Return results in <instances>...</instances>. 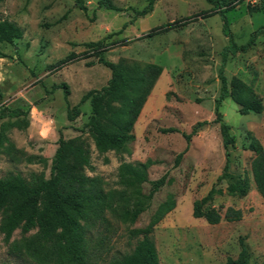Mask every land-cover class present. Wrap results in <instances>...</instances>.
Here are the masks:
<instances>
[{
    "label": "rangeland",
    "instance_id": "obj_1",
    "mask_svg": "<svg viewBox=\"0 0 264 264\" xmlns=\"http://www.w3.org/2000/svg\"><path fill=\"white\" fill-rule=\"evenodd\" d=\"M83 1L86 11L76 7L74 0H3L0 4V22L13 23L23 34L14 45L0 43V113L16 108L29 111L25 129L3 128L22 120L7 111L0 119V130L17 150L0 154V178L10 172L50 177L67 111L63 89L53 88L65 84L70 104L75 105L88 91L106 86L111 73L98 63L101 52L113 63L123 59L157 64L162 73L122 152L100 154L90 136L75 129L63 135L69 139L81 134L86 139L90 166L85 174L99 177L106 190L125 188L120 178L123 164H147L149 182L164 175L168 180L135 222L109 217V231L94 233L91 263L109 264L112 258L130 253L136 239L129 237V230L145 227L159 204L172 197L174 209L152 232L159 264H225L228 258H238L242 246L248 252L247 264H264V202L253 181L254 154L249 150L253 139L264 146V13L259 11L264 3L229 0L234 8L218 14L206 0H155L151 13L133 20L131 9L141 10L147 0H111L122 11L101 8L99 0ZM224 22L235 47L246 45L256 34L246 52L228 54L224 74L228 83L233 77L240 79L262 104L261 113L242 115L230 98L222 102L219 112L235 136L228 156L219 125L212 123L221 87L222 50L230 44L223 33ZM171 23L178 24L163 29ZM98 41L104 48L85 45ZM70 54L75 55L73 60L54 67ZM82 108L84 115L73 128H82L87 120L89 103ZM203 121L209 124L197 128L175 165L186 147L181 132L189 134ZM168 128L178 132H162ZM149 182L137 187L142 195L148 194ZM210 191L203 210L219 212L217 225L192 216L194 202ZM34 233L22 235L16 230L8 242L0 234V263L37 264L12 248L14 242Z\"/></svg>",
    "mask_w": 264,
    "mask_h": 264
},
{
    "label": "trees",
    "instance_id": "obj_2",
    "mask_svg": "<svg viewBox=\"0 0 264 264\" xmlns=\"http://www.w3.org/2000/svg\"><path fill=\"white\" fill-rule=\"evenodd\" d=\"M2 1L0 0V4ZM206 1L218 14L234 8L229 0ZM260 1L264 3V0ZM74 2L80 10H87L83 0H74ZM154 3L155 0H147V4L141 10L131 9L134 13L132 19L143 18L151 13ZM98 5L107 10L122 11L111 0H99ZM259 11L264 13V8H259ZM176 24L178 23L168 24L163 29H171ZM223 33L225 36L229 34L226 22L223 23ZM22 35L21 29L13 23L0 22L1 44L14 45L22 38ZM230 36H227L229 46L222 50V63L218 72L221 87L215 101V119L212 121L219 125L226 156H228V149L235 147V136L231 134L230 126L219 112L222 102L230 98L239 106V113L242 115L250 112L259 114L262 111L261 101L250 87L236 77L231 78L228 83L224 74L228 54L231 51L233 54L246 52L253 45L256 34L254 33L247 44L241 47H235ZM85 45L89 48H104L103 41L90 42ZM101 53L98 63L108 68L111 73L106 86L87 92L73 107L69 106V90L65 84L53 89H63L64 98L68 104L67 118L69 121L76 119L80 115L79 107L89 101L91 114L79 132L90 136L98 153H119L133 138L134 124L159 79L162 68L153 63L139 64L123 59L113 63L106 60ZM74 58L75 55L70 54L54 67L60 68ZM5 111L10 117L22 118V120L3 124L1 125L3 128L17 126L25 129L28 126L26 122L28 110L16 108ZM5 111H1L0 119L4 118ZM207 124H209L207 121L198 123L189 134L181 132L186 141V147L176 157L175 165L179 164L188 150L197 128ZM162 132L172 133L178 130L168 128ZM81 134L67 140L59 137L48 179L45 178L44 173L34 172H31L28 177L10 172L0 178V234L3 235L4 241L8 242L16 230H19L22 235L35 231L30 237L14 242L12 248L34 259L37 264H92L91 259L96 248H92L90 244L93 242L94 233L102 234L104 231H109L111 224L109 217L135 222L138 216L147 209L153 196L168 182L166 175L149 182L145 171L147 164H123L120 178L125 188L123 190L104 189L99 177L85 174V169L90 166V145ZM249 150L254 154L251 162L253 181L264 202V146L253 139ZM16 151L5 132L0 130V154L10 155ZM146 182H149L151 187L148 194L142 195L137 187ZM230 189L232 193L236 191L234 186ZM238 191L242 192V190ZM211 194L212 191L194 202L192 216L195 219H204L209 225H217L221 220L219 212L215 208L203 210ZM130 203H133L132 206ZM174 207V199L168 197L159 204L145 227L129 230V237L136 239L133 250L120 257L112 258L109 264H159L152 232ZM102 228L103 231L100 230ZM98 245L101 246L102 242L98 241ZM247 263L248 252L242 246L238 258L236 260L228 258L225 264Z\"/></svg>",
    "mask_w": 264,
    "mask_h": 264
},
{
    "label": "crops",
    "instance_id": "obj_3",
    "mask_svg": "<svg viewBox=\"0 0 264 264\" xmlns=\"http://www.w3.org/2000/svg\"><path fill=\"white\" fill-rule=\"evenodd\" d=\"M53 87H54V86H53ZM53 87H52V88H53ZM88 92H89V91H88ZM85 94H86V93H85ZM85 94H84V95H85ZM68 96H69V95H68ZM82 96H83V95H82ZM82 96H81V98H82ZM81 98H80V100H81ZM80 100L78 101V103L80 102ZM86 102L89 103V101H86ZM68 103H69V106H70V107L76 106V105L78 104V103H77V104L74 103L75 105H71V104H70L71 102H70L69 99H68ZM83 104H84V103H83ZM83 104L79 107V110H80V115H79V116L84 115L83 112L81 111V109L84 110V109L82 108ZM146 104H147V101H146V103H145L144 105H146ZM89 105H90V103H89ZM66 106H67V109H68V104H67V102H66ZM143 108H144V106H143ZM143 108H142V110H141V112H140V114H139V117H138L137 121L140 119V116H142V112H143V110H144ZM39 112L41 113V117H45V116L43 115V111H39ZM90 114H91V107H90V113L87 114V120H86L85 124L87 123V121H88V119H89V117H90ZM85 115H86V114H85ZM79 116H78V117H79ZM78 117H77V118H78ZM77 118L74 119L73 121H69L68 118H67V111H66V117H65V120H62L63 123H64V125L60 127V130H61V131H60V133H59V134L61 135V137H62L64 140H67L65 137H63V135L65 134V131H66V130H74V129H75V130H77V132H79V130H81V129L84 127V126H83L82 128H79V129H77V128H73V125H74L73 123L77 120ZM137 121H136V122H137ZM136 122H135V124H134L133 130H134L135 126H136ZM85 124H84V125H85ZM29 127H30V125H29ZM79 133H80V132H79ZM73 138H74V137H73ZM69 139H70V138H69Z\"/></svg>",
    "mask_w": 264,
    "mask_h": 264
}]
</instances>
